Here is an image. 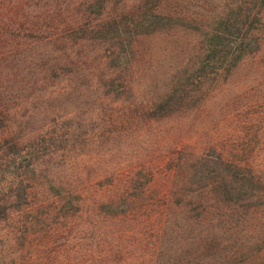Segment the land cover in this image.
Returning <instances> with one entry per match:
<instances>
[{
	"label": "rangeland",
	"instance_id": "obj_1",
	"mask_svg": "<svg viewBox=\"0 0 264 264\" xmlns=\"http://www.w3.org/2000/svg\"><path fill=\"white\" fill-rule=\"evenodd\" d=\"M0 264H264V0H0Z\"/></svg>",
	"mask_w": 264,
	"mask_h": 264
},
{
	"label": "trees",
	"instance_id": "obj_2",
	"mask_svg": "<svg viewBox=\"0 0 264 264\" xmlns=\"http://www.w3.org/2000/svg\"><path fill=\"white\" fill-rule=\"evenodd\" d=\"M246 21L244 20H240V21H237L236 23H241V24H244ZM233 25V23H232ZM233 42H237V39ZM238 42H242V41H238ZM244 49L245 48H242V46L240 45V47L238 48V50H232V61H235L236 59H238L239 56H241L243 53H244Z\"/></svg>",
	"mask_w": 264,
	"mask_h": 264
}]
</instances>
